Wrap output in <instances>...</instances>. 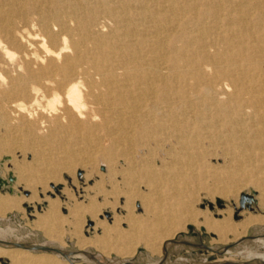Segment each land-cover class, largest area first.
<instances>
[{
    "label": "bare ground",
    "instance_id": "6f19581e",
    "mask_svg": "<svg viewBox=\"0 0 264 264\" xmlns=\"http://www.w3.org/2000/svg\"><path fill=\"white\" fill-rule=\"evenodd\" d=\"M9 116L16 119L12 144L22 158L31 155L30 162L12 160L17 183L31 194L0 196L1 218L23 211L24 202L40 203L37 187L62 185L74 199L63 175L78 170L88 180L104 165L92 188L107 179L108 195L125 199L130 231L120 230L121 218L102 224L106 235L116 232L114 244L108 236L96 240V255L107 263L73 253L85 264L116 263L105 249L112 245L121 263L131 264L125 257L134 256L140 239L152 254L164 251L188 223L215 233V242L232 235L236 243L248 227L264 225V215L233 222L227 208L214 220L192 205L204 189L214 200L234 194L236 207L248 183L264 205V0H0V119L7 124ZM135 199L145 220L134 216ZM43 200L47 209L33 225L52 240L64 222L60 201ZM106 204L113 206L75 201L67 208L76 219L67 223L77 225L85 213L92 220ZM12 234L0 224V259L9 264H68L75 257L31 254L46 243L19 245L7 239ZM75 237L80 249L94 244ZM241 254L248 257L243 264H264V252Z\"/></svg>",
    "mask_w": 264,
    "mask_h": 264
},
{
    "label": "rangeland",
    "instance_id": "374dc122",
    "mask_svg": "<svg viewBox=\"0 0 264 264\" xmlns=\"http://www.w3.org/2000/svg\"><path fill=\"white\" fill-rule=\"evenodd\" d=\"M1 88L5 87L1 86ZM12 118V116H9L6 121L7 124L4 123V119H0V180L2 181V184H0V196H23L26 198L29 197L31 192L29 189L23 188L22 183H17L18 173L15 172L16 170H14V166L12 164L16 163L17 161L19 163H22V160L24 162H30L31 155H26L25 158H22V156L16 149V146L13 145L14 141L12 138H17L15 137L16 135L14 136V126L16 125V119ZM3 140H5V145L1 144ZM13 158L15 161L14 163H12ZM212 163L218 166L221 164V161H219L218 163L213 161ZM97 170L99 172V175H104V173H106V168L104 165H98ZM99 175H94L88 180H85V178L83 177V171L78 172V170H76L74 176L67 174L63 175L67 188L71 191V193L74 194V199L67 198L66 195L60 191L62 185L59 186L60 188H58L57 191H55L54 189H49L45 192L42 191L41 187H37L36 193L38 197L42 199L40 203H37L35 202V199H32V202L30 200V202L27 201L22 203L23 211H7L4 214L3 218L0 217L1 225H9L13 228V234L8 236L7 239L10 241H16L18 243H46V246L72 253V256L75 257L69 260L70 263H68L65 258L59 257L61 261H65L68 264H85L77 255H73V253L76 254L83 251H85L86 253L94 254L95 259L98 262L107 263V258L105 255H96L99 248V244L96 242V240L98 238H101L102 236H108V238H110V243L114 244L113 239L116 232L110 230L106 235L105 232H103L104 225L102 224L112 227L115 223L114 220L116 218L123 219L127 214V210L122 207L125 203V199L123 197L119 198L118 200L115 199L114 196L110 194L108 195L107 191L111 188L107 179L103 178L104 181L97 188L98 190L92 188V186L95 185V181H99L101 179ZM73 177L76 179L75 185L71 182V179ZM103 186L105 189L103 188ZM252 187L253 186L248 183L240 188L239 194L236 199V207L234 204V194H229L228 196L223 197V200H214L212 194L211 196L206 190L200 189L196 192L192 207L197 212L207 213L214 220L224 219L226 217L225 211L227 210V208L233 209V215L231 217L233 222H241L249 214L264 215V205L262 207L258 206L255 198L257 192H255ZM84 188L86 189L84 190ZM142 190H145L144 192H147V189L145 187H142ZM46 196L50 198L58 197L60 201V205L58 208L59 214L64 219V222L62 223L63 227H59L61 231H52L51 233L55 241L53 239L49 240L47 235H45L43 229L35 228L33 225V222L37 219V216L44 213L47 209V203L45 200H43ZM89 197L95 198V201L99 204H103L107 201L109 203H113V206H115L113 209V206L111 204H106L105 206L101 207V210L92 220H90L91 218L87 216L88 213H85L87 215L84 216V218H77L79 219L77 225L74 226V224L71 225L67 223V220H69L70 222V220L75 221L76 219L72 218V216L68 214L67 207L72 206L75 201L78 203L82 202L83 204H86L90 199ZM248 197H251L253 201H248ZM115 202L117 204H114ZM140 202L141 201L139 199H135L134 201H132V210L134 216L140 218L141 220H145L147 218V213ZM95 222H100L101 224L95 225ZM196 224H186L183 231H179L178 233H176L175 242L172 241L168 243L164 251L161 250L160 247V252L157 253L152 254L146 248L145 244H143V240H137L134 244V248L137 250L135 251L134 256H127L125 258L129 260L131 264H191L192 260L204 262L226 260L228 262H233L236 264H243V262L245 263V261L248 260V257L246 258L241 254V252H243L246 248L257 252H264V225L256 224L248 227L245 235L241 236L239 241H237L236 243L233 240L232 235H229L228 240L225 243H222L214 241L217 239L215 233L207 232L204 226L200 224H197L199 225L197 226ZM119 225L120 230L124 234L130 231V227L126 220L123 219L122 221H120ZM75 234H79L81 237L90 241V243L93 242L94 244H89L85 247V249H80V247L76 244ZM60 241L63 242L61 243ZM60 243L63 246H61ZM105 249L109 251V258L113 261H116V263L110 262L109 264H123L120 261V259L122 258L121 251L119 252L117 249H114L113 245L112 247L107 246V248ZM225 249H229V252L227 253ZM29 251L34 255L46 253L52 254L50 251L41 249H34ZM0 264H9V260L7 258H1Z\"/></svg>",
    "mask_w": 264,
    "mask_h": 264
},
{
    "label": "water",
    "instance_id": "95a60500",
    "mask_svg": "<svg viewBox=\"0 0 264 264\" xmlns=\"http://www.w3.org/2000/svg\"><path fill=\"white\" fill-rule=\"evenodd\" d=\"M0 184H2V181L0 180ZM19 245H24L25 243H18ZM34 249H41V250H46V251H58V252H61L63 250L61 249H56V248H52V247H49V246H37V247H34L32 250ZM64 252H67V251H64ZM70 260V259H69Z\"/></svg>",
    "mask_w": 264,
    "mask_h": 264
}]
</instances>
